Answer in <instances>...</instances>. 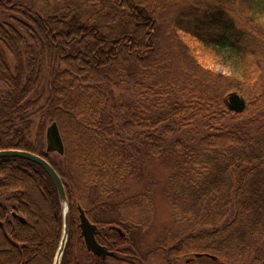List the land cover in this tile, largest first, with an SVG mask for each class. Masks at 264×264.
I'll return each mask as SVG.
<instances>
[{"label": "trees", "instance_id": "16d2710c", "mask_svg": "<svg viewBox=\"0 0 264 264\" xmlns=\"http://www.w3.org/2000/svg\"><path fill=\"white\" fill-rule=\"evenodd\" d=\"M175 1L0 0V150L42 156L59 175L70 207L61 264H176L180 256L264 264V0ZM205 53L233 71L209 70ZM46 69L49 94L32 97ZM121 84L138 99L115 100ZM231 92L245 100L242 113L227 109ZM52 123L62 154L46 152ZM141 159L204 174L202 182L170 176L175 196L202 219L145 258L132 232L150 219L149 196L112 201ZM110 205L116 220H101L96 212ZM78 207L115 256L101 261L79 246ZM60 233L47 173L1 158L0 264H52Z\"/></svg>", "mask_w": 264, "mask_h": 264}, {"label": "rangeland", "instance_id": "374dc122", "mask_svg": "<svg viewBox=\"0 0 264 264\" xmlns=\"http://www.w3.org/2000/svg\"><path fill=\"white\" fill-rule=\"evenodd\" d=\"M172 2L176 1L163 0V5L165 6ZM164 38L165 37L163 35L159 36V44L161 49L160 54H164L166 57H168L171 55V53L169 54V49L167 47V44H169V42ZM1 54L10 62L9 57L5 53ZM205 55L203 57L204 60L205 58L207 60L205 62V65L214 73L219 75H228L233 71V66L230 62H225L215 57L213 58L211 57L210 53H208L206 56ZM49 84V69H46L43 74L41 83L32 97H40L45 100V98L49 94ZM128 86L129 84H121L119 85V88L112 90V95L115 100L127 103L133 102L138 99L133 93L134 91L132 84H130L131 88ZM0 90H2V85H0ZM32 132L34 133L35 130H33ZM175 173L180 174L179 179L181 178L185 181L187 177L189 178L191 177V175L193 179L196 178L197 180H199L198 182H202L204 178V174L202 176L201 171H198V169L191 170L190 167L184 166L173 168L171 165H166L159 161L141 159V164L139 170L137 171V174L133 178L126 180L118 194L112 197V201L114 203H118L121 200L135 197L143 193H146L149 196L151 204V213L149 216L150 219H148L146 215L144 221V224L146 226L144 228L137 227L132 232V240L135 243L136 248L139 249L144 255L150 254V252L155 251L158 243L165 240H167L165 242H168L170 239H172L171 235H180L182 231L187 227V225L191 223L193 218L202 219V215L189 214L187 212V207L184 203L185 198H178L177 196H175L176 186H172L171 183L177 181V179H170V176H173ZM183 177H185L186 179H184ZM94 193L95 191L93 192V194ZM96 213L103 221L116 220L117 218V213L115 212L113 205L105 208V210L100 209ZM48 218L49 217L47 216L46 219L43 220V234H47L48 232ZM207 244L208 241L202 239L198 244V248H202ZM190 258L191 257L180 256L178 257V262H176V264H186V260ZM205 261L206 264H229L228 262L221 259L217 260V262L214 263L209 262L207 259ZM247 263L248 261L246 262V260L241 259L240 264ZM194 264L202 263L196 260Z\"/></svg>", "mask_w": 264, "mask_h": 264}, {"label": "water", "instance_id": "95a60500", "mask_svg": "<svg viewBox=\"0 0 264 264\" xmlns=\"http://www.w3.org/2000/svg\"><path fill=\"white\" fill-rule=\"evenodd\" d=\"M224 103L228 110L234 113H242L245 110V100L237 93H230L224 98ZM63 142L55 123H52L46 129V152H55L58 154L63 153ZM1 158H20L37 164L41 167L52 180L59 199L60 212H61V233L57 246V250L54 255L52 264H61L63 253L65 250L66 243L69 237V223H70V207L63 183L54 170V168L43 158L42 156L33 154L23 150H0ZM79 212V225L80 236L83 239L85 248L88 252L92 253L96 257L105 258L106 256H112L113 253L107 252L102 246H100L96 240L95 235L97 228L91 224L84 214V211L78 207ZM23 222L22 218H19ZM119 233L121 231L117 229Z\"/></svg>", "mask_w": 264, "mask_h": 264}, {"label": "flooded vegetation", "instance_id": "af4514ba", "mask_svg": "<svg viewBox=\"0 0 264 264\" xmlns=\"http://www.w3.org/2000/svg\"><path fill=\"white\" fill-rule=\"evenodd\" d=\"M79 214V213H78ZM86 216V215H85ZM90 222V221H89ZM91 223V222H90ZM92 224V223H91ZM78 225H79V218H78V223L76 224V230H77V235H78V238H79V240H80V242H79V246H84V248H85V245H84V242H83V239L81 238V236H80V229L78 228ZM96 226V225H95ZM100 233H102V229H98L97 228V231H96V235H95V240H96V242L100 245V246H102L107 252H109V253H113V255L112 256H106L104 259L103 258H101V257H96V256H94L92 253H90V252H88L87 250H86V248H85V250H86V252L87 253H89V254H91L94 258H97L98 260H101V261H105L107 258H109V257H113V256H115V254H116V251L115 252H112L111 250H109L108 249V247H106V246H104V245H102V244H100L99 242H98V240H97V237H98V235H100ZM121 236H124L123 234H121V233H119ZM156 250V249H155ZM154 252V251H153ZM153 252H150V253H152L153 254ZM138 253H139V256L141 257V258H145L146 256L143 254V253H141V251L138 249ZM147 256L149 255V254H146ZM145 256V257H144ZM178 262V261H177ZM190 262V259H188V260H186V264H188Z\"/></svg>", "mask_w": 264, "mask_h": 264}]
</instances>
